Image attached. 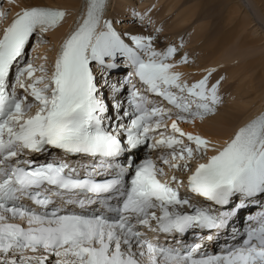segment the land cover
<instances>
[{
    "label": "snow or ice",
    "instance_id": "6c2138e0",
    "mask_svg": "<svg viewBox=\"0 0 264 264\" xmlns=\"http://www.w3.org/2000/svg\"><path fill=\"white\" fill-rule=\"evenodd\" d=\"M105 3L87 0L84 18L62 43L51 75L44 65L25 62V51L34 35L60 24L62 10L25 8L0 35V264H46L50 255L57 258L55 264H264V212L249 217L255 226L248 224L242 241L222 254L201 252L202 243L165 247L141 230L184 235L207 229L213 234L201 240L211 241L246 201L264 196V113L207 156L211 142L179 124L202 121L215 112L219 81L208 83L215 69L194 83L181 81V74L171 71L175 65L167 62L176 48L156 51L152 36L132 35L131 43L125 42L112 22L103 19ZM38 42H44L42 37ZM120 58L132 69L120 85H131L128 107L119 99L109 107L92 65L103 74L119 68ZM180 62L188 63L187 57ZM133 76L145 86L143 92L132 83ZM112 90L120 88L112 85ZM145 93L172 107L156 104ZM162 128H170L171 134ZM145 144L170 150L158 158L170 170L189 171L195 156H207L187 177V187L222 210L181 198L169 180L159 179L165 170L152 158L136 164L132 150ZM50 149L92 162L77 167L61 158L39 164L21 159L25 152ZM170 180L182 183L175 175ZM69 205L81 211L68 210ZM95 205L99 207L88 211ZM185 206L189 211L182 210Z\"/></svg>",
    "mask_w": 264,
    "mask_h": 264
},
{
    "label": "bare ground",
    "instance_id": "6f19581e",
    "mask_svg": "<svg viewBox=\"0 0 264 264\" xmlns=\"http://www.w3.org/2000/svg\"><path fill=\"white\" fill-rule=\"evenodd\" d=\"M153 1L154 0H152V2ZM179 1L180 0L173 1L172 3L173 5L170 6V9L177 10L176 7L178 6ZM233 1L235 0H230V1L229 0H189V2H192L193 4L190 7L181 9V11L178 12L173 17L175 25L171 26V28H173L175 31L171 34V37L173 39L174 38H177L178 40L180 39V41L183 40L184 38L180 37L182 35L181 32H183L182 29L184 28V30H186L187 28L185 27H187L188 25H193L194 32H193V36L190 38V41L188 43L189 46L187 49H191L190 53L192 52L194 53L196 51L199 52L200 50L203 52L204 51L208 52L209 54L207 55L208 57L206 58H208V61L212 59L207 64H205L204 62L205 69L202 68V64L200 63L201 65L196 68V71H199L200 69V71L197 73L207 74L213 68L215 67L219 68L221 66V61L216 60V57L219 54H224L225 52L230 50V48L228 47L231 43H234V41L238 43L240 48H243V52H242L243 54H241V56L238 55L242 58L246 57L245 53H248L247 52L248 49H251L252 47H255L257 45L259 46L264 45V41H262L264 39L263 35L260 36V33H258L256 37L254 36L257 32H259L258 29H255V32L251 34L248 32L247 33L245 32L247 30H251V28L255 27V25L253 24V21L250 20L246 16V13H245L246 11L244 12L243 9L241 10L242 5H240L239 2L235 4ZM241 1L245 5H246V2L249 3L254 9L258 8L260 10V13L262 14V17H264V0H241ZM4 3H6L5 7H3ZM249 4H247L246 6H248ZM84 5H85L84 0L82 1L81 0H42V1L40 0H5L2 4V7L4 10L6 8H9L11 10V13L15 14V13L22 11L25 8H29L33 6L49 7V8L59 9V10L60 9L61 10L63 9H76L77 10V7L80 6L81 11H83ZM105 6H106V3H105ZM251 6L249 8H251ZM118 7H117V10L119 11ZM210 11L213 13H209ZM199 13H201V15H199ZM216 13H219V15L216 18V22H214L213 20H211V18L215 17ZM240 14L244 15L243 18H238ZM76 17L79 18V16H76ZM194 17H200V19H194ZM199 20H201V23L198 24L197 26L195 25L194 27L195 22ZM61 23L63 22L61 21ZM154 24L155 26L157 25L155 22ZM259 24L261 23L259 22ZM212 26H215V27L218 26V32L216 33V35H213V36L209 35L208 33H205V31H208L207 29L211 28ZM66 28L67 26H61L59 24L56 28H54L53 30H49L45 34H48V36H50L52 41H54V44H57L58 40L62 38V35H63L62 33L66 30ZM131 28L128 27V29L125 30L123 36H126L127 38H129L132 35H143L142 33H140V31L139 32L138 30L133 31L134 28L133 29ZM151 33L154 35V32H150L148 36H151L152 35ZM122 38L125 39L124 37ZM156 41L157 43H159L158 38H156ZM125 42L131 43L130 40H127V39H125ZM39 47L40 46L36 45L35 46L36 50H38ZM153 47L155 48V50L157 49V45L155 44L154 41H153ZM228 59L229 60L227 61L229 62L227 63L229 64L235 63L236 66L235 67L233 66L229 69L220 68L221 70L220 72L217 71L218 73L216 74V77L215 76L212 77V82H214L216 78H218L221 75H224L223 79L225 83L227 82L228 85L226 84L225 87H224L225 84L219 86L220 88H219L218 95L219 97L222 96L221 98L223 99L227 98L225 102L233 100V104L231 102L229 105H226L227 109H225L224 117L222 115V117L212 119L213 121H209L205 124H200V125L198 124L193 125L194 123L198 121H194V123L192 124L193 126L190 124H184V125L179 124V127H181L183 131L190 132L196 135L198 134L202 136L203 138L210 141L211 146L212 147L215 146V148H217L218 146H223L227 142L228 136L231 135L237 127L241 126L243 123H246L248 120H252L259 114L264 113V56L262 57L259 56L254 59L248 58L246 61L243 60V62L241 61L240 63H238L237 61L238 58L234 61H231L232 59L230 58ZM117 62L120 65V67L123 66L122 62L124 61H122L121 59H118ZM173 62H177V59H173ZM174 65L175 67L171 69V71L180 73L181 81H183L184 79L187 80L188 74L185 75V73H187L185 72L187 71V69H184L183 67H181V65H178V64H174ZM98 74L101 75V71ZM235 80H237V83L233 84L231 86L232 90L229 91L230 93L229 92L227 93L228 87H230L229 84L234 83ZM186 82L189 83L191 81L187 80ZM104 85L106 84L104 83ZM222 86L224 88H221ZM137 87L143 88L141 85H137ZM251 105L253 106L252 111L248 109ZM247 109L249 110V112L251 111L250 112L251 114L247 115V117L240 120L232 130L229 129V127H231L243 115L244 111ZM212 150H214V148ZM211 153H212L211 150L208 151L207 156H209ZM207 156H204V157H207ZM217 237L218 236H216L215 238Z\"/></svg>",
    "mask_w": 264,
    "mask_h": 264
},
{
    "label": "rangeland",
    "instance_id": "374dc122",
    "mask_svg": "<svg viewBox=\"0 0 264 264\" xmlns=\"http://www.w3.org/2000/svg\"><path fill=\"white\" fill-rule=\"evenodd\" d=\"M40 1H42V0H40ZM84 1L86 4V0H84ZM109 1L108 2L110 5L108 8V12H107V14L104 13L105 17H103V19H107V20L111 21L114 29L118 33H121L122 37L129 40V38H127L126 36H123L125 30H127L128 27L129 28L132 27L131 29L134 28L133 31H135V30H138V32L140 31V33H142L145 36H148L150 34V32H154V35L151 33L152 34L151 36L154 37L153 41L157 45L158 50L156 49V51H159V49H160L159 52H164L169 46L176 48V50H177L176 53L170 58L171 60L169 59L167 62L172 63L173 59H177V62H173L172 64H178V65H181V67H183L184 69H187V71H185V72H187V73H185V75L188 74L187 80L191 81V82H189V84L194 83V82L202 79L206 75L203 73H197L200 71V69L198 68L199 71H196V68L199 67L201 64H202V68H204V66H205L204 62H205V64H207L212 60V59H210L208 61V58H206V57H208L207 55L209 53L205 52V51L203 52L201 50L199 52L196 51L194 53L193 52L190 53L191 49H187L189 46L188 43L190 41V38L193 36V32H194L193 25H188L187 27L184 26L187 29L184 30V28H183L182 29L183 32H181L182 35L180 36L181 38L182 37L184 38L183 40L180 41V39L179 40L177 38L173 39L171 37V34L175 31L173 28H171V26L175 25L173 17L178 12H180L181 9L190 7L193 4L192 2H189V0H182V1L180 0L181 2L179 1L178 6L176 7L177 10H175V9L171 10L170 6L173 5L172 3L175 0H161V1L160 0H154L153 2H152V0H109ZM233 2L235 4L237 2H239L240 5H242L241 10L243 9L244 12L246 11L245 12L246 16L250 20H252L253 24L255 25V27L251 28V30H247L245 32L246 33L248 32L251 34V33L255 32V29H258L259 32H257L254 36L256 37L258 33H260V36H262V35L264 36V17H262L260 10L258 8L254 9L247 2H246V5L247 4H249V5L246 6L241 0H235ZM5 5H6V3H4L3 7H5ZM111 5H112V7H111ZM116 6L117 7L119 6L118 7L119 11L117 10ZM250 6L252 9L249 8ZM6 9L7 10H5L6 11L5 14H7L10 11L9 15L10 16L14 15V13H11V10L9 8H6ZM77 10H78V7H77ZM77 10L76 9H63L62 11L65 13V17L62 20L63 23L60 22V25L66 26L67 23L69 22V20L71 19V17L77 12ZM166 12H167V14H166ZM172 12H174V13H172ZM209 13H213V12L210 11ZM157 15H159V16H157ZM199 15H201V13H199ZM218 15H219V13H216L215 17L211 18V20L216 22V18L218 17ZM243 16H244L243 14H240V16L238 18H243ZM255 16H257V17H255ZM4 17L5 16L0 18V26L3 22ZM194 19H200V17H194ZM258 21L262 25L259 24ZM154 22L157 24L156 26H155ZM200 23H201V20L195 22L194 27H195V25L197 26ZM1 29H2V27H1ZM207 30L208 31H205V33H208L211 36L216 35V33L218 32V26L217 27L212 26L211 28H208ZM254 36H253V38H254ZM41 37H43L44 42L39 43L38 41L41 39ZM180 37H178V38H180ZM156 38H158L159 43H157ZM33 39H36V41L38 40L37 43H35L34 45H33ZM163 41H165V42H163ZM262 41H264V39ZM32 45H33V48L30 52V54H34L32 56V63L37 67L42 64L48 70L52 64V60H53L52 53L55 49L56 44H54V41H52V39L50 38V36H48V34L43 33L39 37L31 38L29 45H27V48L31 47ZM36 45L40 46L39 47L40 49L38 48V50H36V48H35ZM228 48H230V50H228L224 54H219L220 56L218 55L217 56L218 58L216 57V60L221 61V66L219 68H216V67L213 68V69H215V71H213L212 74L209 76V80H208L209 86L211 84L212 77L213 76L216 77V74L218 72H220L221 69H229L233 66L234 67L236 66L235 63L234 64L227 63V62H229V61H227V60H229L228 58L232 59L231 61H234L238 58L237 61H238V63H240L241 61L243 62V60L246 61L248 58L254 59V58L259 57V56L260 57L264 56V50H263L264 45H262V46L257 45L255 47H252L251 49H248L247 50L248 53H245L246 55L244 54L247 58L246 57L245 58L240 57L241 54H243L242 53L243 48H240L236 41H234V43H231ZM259 49H260V51H259ZM192 50H193V48H192ZM238 55H240V56H238ZM185 56L187 57L188 63H181L180 61ZM219 57H220V59H219ZM40 74L41 73H39V72L36 73V75H40ZM210 77H211V79H210ZM222 78H224V75H221L218 78H216L212 84L216 83V81H219V86L225 84L224 85V87H225L227 82L225 83L224 79L221 80ZM184 80H186V79H184ZM236 83H237V80H235L234 83L229 84L230 87H228L227 93L230 90H232L231 86L233 84H236ZM105 84L106 85L108 84L107 81H105ZM224 87L222 86L221 88H224ZM218 92H219V90H218ZM221 97H220V103L216 106V110L214 113L206 116L202 121L196 120L198 122H196V123L192 122L189 124L192 125L194 123L193 125H196V124L200 125V124H205L209 121H213L212 119L222 117V115L224 117L225 109H227L226 105H229L231 102L233 104V100L225 102L227 100V98L223 99ZM250 107L248 109L252 111L253 106L251 105ZM248 109L244 111L243 115L240 117L241 119L239 118L231 127H229V129H233V127L236 125V123L238 121L242 120L243 118L247 117V115L251 114L250 113L251 111L249 112ZM192 165H193V161L190 162L189 168ZM193 167H194V165L191 168H193ZM181 169L183 170V168H181Z\"/></svg>",
    "mask_w": 264,
    "mask_h": 264
}]
</instances>
